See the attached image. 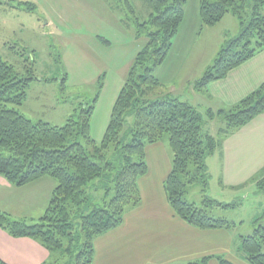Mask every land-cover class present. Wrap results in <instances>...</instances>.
Instances as JSON below:
<instances>
[{
	"label": "trees",
	"instance_id": "1",
	"mask_svg": "<svg viewBox=\"0 0 264 264\" xmlns=\"http://www.w3.org/2000/svg\"><path fill=\"white\" fill-rule=\"evenodd\" d=\"M147 20L136 22L138 34L146 32L147 43L131 63L125 81L112 105L110 118L100 142L90 135L93 103L77 109L61 125L33 122L15 108L26 98L30 77H19L12 65L0 58V176L15 186L51 177L55 187L38 222L28 224L0 211V228L14 237L37 239L50 253L63 248L62 239L77 240L68 253L79 249L74 264H90L93 241L122 223L124 214L140 203L138 179L147 172L145 147L163 139L172 153L171 170L164 190L173 212L199 229L235 226L213 208L233 204L212 199L208 194V156L224 140L264 111V81L231 108L205 116L191 103L163 91L154 70L165 59L172 38L184 18L186 0H145ZM116 7L134 12L129 0H108ZM22 6L34 11L31 1L0 0V5ZM264 0H199L198 12L204 26L219 22L226 13L238 21L240 32L224 42L213 64L195 88L205 90L210 82L223 79L237 66L264 49ZM220 117L224 126L216 135L205 124ZM260 188L264 168L252 177ZM201 186V205L185 198L188 186ZM110 198L108 196L111 194ZM263 215L254 221L251 234L239 237L238 250L250 264H264ZM55 256L52 262H56ZM208 257L184 264H205ZM219 264H232L217 257ZM0 264H7L0 259Z\"/></svg>",
	"mask_w": 264,
	"mask_h": 264
},
{
	"label": "rangeland",
	"instance_id": "2",
	"mask_svg": "<svg viewBox=\"0 0 264 264\" xmlns=\"http://www.w3.org/2000/svg\"><path fill=\"white\" fill-rule=\"evenodd\" d=\"M15 1H31L36 8L27 11L16 4L0 5V58L12 65L19 77L32 79L22 104L10 107L33 122L42 120L61 126L81 104L96 99L90 135L100 142L128 69L148 41L146 32L138 34L136 26L137 21L142 23L148 18L146 1L129 0L133 13L123 4L116 7L118 4L108 0ZM198 6L199 0H186L184 18L154 75L159 77L164 92L191 103L205 116L209 108L215 112L231 108L259 87L264 79L259 71L264 66V52L232 69L235 72L229 81L210 82L204 91L197 90L196 80L213 64L224 42L240 32L239 21L231 13L212 26H204ZM223 126L224 120L215 117L205 129L215 136ZM218 151L207 158L211 173L208 194L233 206L213 208L220 211L214 215L226 216L235 222L236 234L247 236L254 229V221L264 213V184L260 188L254 180L246 179L245 172L234 170L230 175L237 176L235 179L241 183H228ZM261 161L254 154V166ZM185 198L200 206L201 186H188ZM259 222L264 224V219ZM70 243L77 244V240L62 239L63 248L55 251L53 264H74L79 249L68 253Z\"/></svg>",
	"mask_w": 264,
	"mask_h": 264
},
{
	"label": "crops",
	"instance_id": "3",
	"mask_svg": "<svg viewBox=\"0 0 264 264\" xmlns=\"http://www.w3.org/2000/svg\"><path fill=\"white\" fill-rule=\"evenodd\" d=\"M262 52L264 49L254 57ZM259 71L264 76V66ZM233 72L223 82L229 81ZM218 152L223 177L228 183H241L235 179L237 176L230 175L231 170L245 172L246 179H252L264 168V111L228 136ZM254 154L262 159L255 166ZM145 158L147 172L138 179L140 203L125 212L120 225L96 236L90 264H184L205 257H208L205 264H219L218 256L232 264H250L238 250L242 235L233 231L234 226L199 229L173 212L164 190L172 164L167 137L146 145ZM206 164L210 170L208 160ZM55 184L51 177H42L15 186L0 176V211L12 219L36 223L48 205ZM215 212L220 213L211 211ZM55 256L37 239L14 237L0 228V259L5 263L43 264L52 262Z\"/></svg>",
	"mask_w": 264,
	"mask_h": 264
}]
</instances>
